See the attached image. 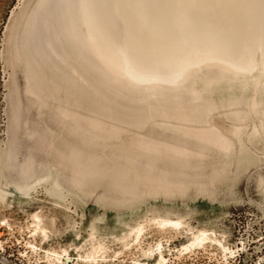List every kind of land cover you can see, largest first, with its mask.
Here are the masks:
<instances>
[{
    "label": "rangeland",
    "instance_id": "rangeland-1",
    "mask_svg": "<svg viewBox=\"0 0 264 264\" xmlns=\"http://www.w3.org/2000/svg\"><path fill=\"white\" fill-rule=\"evenodd\" d=\"M211 30L243 72L96 53L163 72ZM262 51L264 0H0V264H264Z\"/></svg>",
    "mask_w": 264,
    "mask_h": 264
},
{
    "label": "bare ground",
    "instance_id": "bare-ground-1",
    "mask_svg": "<svg viewBox=\"0 0 264 264\" xmlns=\"http://www.w3.org/2000/svg\"><path fill=\"white\" fill-rule=\"evenodd\" d=\"M195 3L197 2V1H199V0H193ZM229 1V0H228ZM138 3H140V1H138ZM142 3V2H141ZM88 4V3H87ZM150 4H152L151 2H150ZM188 4H189V1H188ZM84 5V4H83ZM154 5V4H153ZM197 5V4H196ZM137 6V5H136ZM140 6V5H139ZM151 6V5H150ZM148 7V8H151V7ZM193 6V5H192ZM87 7V6H86ZM101 7H102V5H101ZM155 7V6H154ZM154 7H152V9L154 8ZM136 8H139V7H136ZM156 8V7H155ZM193 8V7H192ZM82 9V8H81ZM101 9V8H100ZM122 9V8H121ZM141 9H145V8H141ZM140 9V10H141ZM157 9H159V8H156L155 10H157ZM171 9V8H170ZM180 9V8H179ZM126 10V9H125ZM138 10V9H137ZM163 10V9H162ZM172 10H174V9H172ZM200 10V9H199ZM202 10V9H201ZM157 11H159V10H157ZM191 11V10H190ZM193 11V10H192ZM192 11H191V13H192ZM196 11V10H195ZM246 11V10H245ZM176 12V11H175ZM248 12V11H247ZM87 13V12H86ZM98 13V12H97ZM96 13V14H97ZM176 13H178V12H176ZM196 13V12H195ZM84 15V14H83ZM168 15V14H167ZM92 16V15H91ZM199 16V15H198ZM148 18V17H147ZM162 18V17H161ZM85 20V22L87 23V27H88V29H90V30H88V33L85 35V37H87V39H89L90 41H93L94 40V38H96L95 37V33H94V31L97 29V27H98V25L96 26V24L94 23V21L90 18V17H87L86 16V18H84ZM143 19H144V17H143ZM165 18L163 17V20H164ZM168 19V18H167ZM174 19V18H173ZM249 19V18H248ZM129 20V19H128ZM138 20V19H137ZM156 20H158V19H156ZM188 20H189V9H188V7L187 6H185V7H183V8H181V12H180V17H179V23L181 22V24L185 27V28H187L188 27ZM250 20V19H249ZM126 21V20H125ZM174 21V20H173ZM195 21H197V20H195ZM194 21V22H195ZM201 21V20H200ZM131 22V21H130ZM158 22V21H157ZM162 22V20L160 21V23ZM166 22H167V20H166ZM177 22V21H176ZM176 22H175V24H176ZM163 23V22H162ZM178 23V24H179ZM126 24H128V23H126ZM170 24V23H169ZM207 24V23H206ZM211 24V23H210ZM214 24V23H213ZM226 24V23H225ZM150 25V24H149ZM151 25H152V23H151ZM142 26V25H141ZM166 26V25H165ZM167 26H168V24H167ZM171 26V25H170ZM179 26H180V24H179ZM194 26H196V25H194ZM200 26V25H199ZM209 26V25H208ZM156 27V26H155ZM162 28H163V26H161ZM178 28V30H179V27H177ZM197 28H199V27H197ZM196 28V29H197ZM213 28H214V25H213ZM118 29V28H117ZM147 29V28H146ZM153 29V28H152ZM159 29H160V27H159ZM166 29V28H165ZM165 29H163V30H165ZM175 29V31L177 30L176 28H174ZM184 29V28H183ZM216 28H214V30H215ZM231 29V28H230ZM155 30V29H154ZM201 30H203V29H201ZM218 30V29H217ZM220 30V29H219ZM221 30H223V28H221ZM232 30V29H231ZM97 31V30H96ZM102 31V30H101ZM152 31V30H151ZM172 31V30H171ZM184 31H185V29H184ZM193 32H194V28H193V30H192ZM209 31V30H208ZM212 31V30H211ZM225 31V30H224ZM147 32H148V30H147ZM185 32H187V31H185ZM202 32V31H201ZM232 32H233V30H232ZM134 33V32H133ZM178 33V32H177ZM176 33V34H177ZM184 33V32H183ZM195 33V32H194ZM206 33V32H205ZM207 33H209V32H207ZM205 34V35H207V37L206 38H208V34ZM104 34V33H103ZM152 34H155V33H152ZM166 34V33H165ZM179 34V33H178ZM204 34V33H203ZM233 34V33H232ZM158 35V34H157ZM184 35H186V33L184 34ZM193 35H195V34H192V35H190V36H193ZM198 35L199 36H201V33L200 32H198ZM220 35H221V33H220ZM98 36V35H97ZM162 36H163V34H162ZM167 36V35H166ZM181 36H182V34H181ZM189 36V37H190ZM222 36V35H221ZM223 36H224V34H223ZM99 37V36H98ZM159 37H161V35L159 36ZM173 37V36H172ZM178 37H180V36H178ZM225 37V36H224ZM104 38V37H103ZM157 38H158V36H157ZM147 39V38H146ZM192 39V38H191ZM205 39V38H204ZM204 39L202 38V37H199L198 38V42H197V44L195 45V46H192L191 44L189 45V40L190 39H188V41L187 40H185V39H179V41L181 42L180 43V49H177L176 48V46L175 45H172V44H168V46L170 47L169 49H171L172 51L174 50H180V55H179V58H178V60H177V58L175 59L172 55H166L164 58H162V59H160V60H158V61H156V58H157V56H155L153 53V55L155 56H153V55H151V56H149L150 58H152V60H153V62L154 61H156L157 62V64H160V66L162 67V68H164V70H162L163 72H160L161 71V69H159L158 68V70H155L151 65H152V63L150 64V65H148V64H146V63H141V64H137V63H135V62H133V61H129L128 59H126L125 57H124V55H123V53H122V50L123 49H121V48H116L115 50H113L112 52H107V50H105L103 47H99V48H97L96 49V53L103 59V60H107L108 58H111L112 56H115V60L113 59V61L111 62V68L115 71V72H117V73H120V72H125V73H127L132 79H134V80H143V81H146V82H157V81H166V82H168V83H175L176 84V82L180 79V80H184V79H181V78H183L184 77V72L191 66V65H198V64H203V63H205V62H207V61H211V60H213V59H215V61H216V59H220L219 61H221V60H223L224 61V64H225V62L230 66V67H232V68H234V69H236V71H237V69H239V70H245L246 68H247V65H248V63L247 62H244V63H239L238 61H236L235 59H233V57H230V55L228 54V52L225 50V48H223V47H225V45L222 47L221 46V44H220V42L219 41H221V39H220V36L217 34V32L216 31H212V32H210V36H209V39L211 40V41H215V42H219L218 44H214V45H212V46H206V44H201L202 42H204ZM223 39V38H222ZM96 40V39H95ZM161 40V39H160ZM163 40V39H162ZM161 40V41H162ZM206 40V39H205ZM209 40V41H210ZM154 41V40H153ZM178 41V40H177ZM223 41V40H222ZM94 42V41H93ZM171 42V41H170ZM175 42V41H174ZM194 42V41H193ZM205 42H207V40L205 41ZM224 42H227L225 39H224V41L223 42H221V43H223L224 44ZM247 42V41H246ZM102 43V42H101ZM209 43V42H208ZM245 43V42H244ZM244 43H243V45H244ZM150 44V43H149ZM227 44H228V42H227ZM101 45V44H100ZM133 45V44H132ZM179 45V44H178ZM218 45V46H217ZM248 45V44H247ZM98 46V45H97ZM104 46V45H103ZM158 46V45H157ZM246 46V45H245ZM159 47H160V45H159ZM162 47V46H161ZM230 47V45H228V48ZM231 48V47H230ZM126 49H127V47H126ZM135 49V48H134ZM150 49H151V47H150ZM155 49H156V47H155ZM162 49V48H161ZM160 49V50H161ZM165 49H167V47L165 48ZM262 49V48H261ZM168 50V49H167ZM230 50V49H229ZM239 50V49H238ZM243 50V49H242ZM92 51V50H91ZM135 51H136V49H135ZM146 51V50H145ZM159 51V50H158ZM239 51H241V50H239ZM154 52V51H153ZM242 52V51H241ZM250 52H251V50H250ZM259 52H261V51H259ZM262 52H264V51H262ZM142 53V52H141ZM146 53V52H145ZM157 53V52H156ZM230 53H232V52H230ZM127 54V53H126ZM125 54V55H126ZM149 55V54H148ZM233 55V54H232ZM253 55V54H252ZM261 56H262V54H260ZM164 56V55H163ZM191 56H193L192 58H191ZM236 56V55H235ZM234 56V57H235ZM242 56V55H241ZM240 56V57H241ZM248 56V55H247ZM247 56H246V59H247ZM254 56H255V54H254ZM261 56H260V58H261ZM144 57H146V56H144ZM238 57V56H237ZM241 58H243V57H241ZM254 58V57H253ZM263 58V57H262ZM261 58V59H262ZM143 59V58H142ZM147 59V58H146ZM245 59V58H244ZM145 60V59H144ZM143 60V61H144ZM251 60H253L252 59V57L250 58V61ZM108 61H109V59H108ZM111 61V60H110ZM240 61V60H239ZM249 61V62H250ZM217 62V61H216ZM254 62V61H253ZM253 62H251V63H253ZM218 63V62H217ZM221 62H219V64H220ZM250 63V64H251ZM262 63V62H261ZM154 64H155V62H154ZM156 64V65H157ZM193 65V66H194ZM221 65H223V64H221ZM158 66V65H157ZM253 66V65H252ZM261 66H263L262 64H261ZM200 67V66H199ZM224 67H226V66H224ZM191 68V67H190ZM193 68V67H192ZM252 70V69H251ZM238 72V71H237ZM243 72V71H242ZM246 72V71H245ZM186 73V72H185ZM188 73V72H187ZM240 73V72H239ZM261 76H264V73H262L261 74ZM185 78V77H184ZM141 82V81H140ZM180 82V81H179ZM143 83V82H142ZM174 85V84H173ZM167 222H171V223H175V224H179L180 223V221L179 220H171V219H168L167 220ZM196 235H200V236H197V238H196V241L197 240H201L202 238H203V236L205 235L204 234V232L203 231H201L200 232V234H196ZM204 240V239H203ZM194 242H195V240H194ZM197 242H200V241H197Z\"/></svg>",
    "mask_w": 264,
    "mask_h": 264
}]
</instances>
